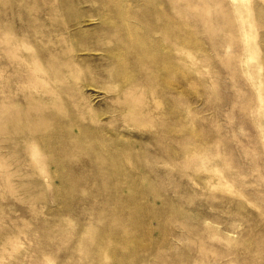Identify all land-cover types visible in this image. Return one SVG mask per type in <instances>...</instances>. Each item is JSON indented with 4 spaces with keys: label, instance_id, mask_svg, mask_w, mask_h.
<instances>
[{
    "label": "rangeland",
    "instance_id": "1",
    "mask_svg": "<svg viewBox=\"0 0 264 264\" xmlns=\"http://www.w3.org/2000/svg\"><path fill=\"white\" fill-rule=\"evenodd\" d=\"M0 264H264V0H0Z\"/></svg>",
    "mask_w": 264,
    "mask_h": 264
},
{
    "label": "bare ground",
    "instance_id": "2",
    "mask_svg": "<svg viewBox=\"0 0 264 264\" xmlns=\"http://www.w3.org/2000/svg\"><path fill=\"white\" fill-rule=\"evenodd\" d=\"M4 120V119H3Z\"/></svg>",
    "mask_w": 264,
    "mask_h": 264
}]
</instances>
